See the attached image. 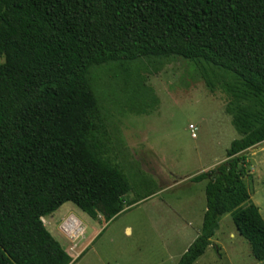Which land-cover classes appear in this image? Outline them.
Returning <instances> with one entry per match:
<instances>
[{
	"label": "trees",
	"instance_id": "16d2710c",
	"mask_svg": "<svg viewBox=\"0 0 264 264\" xmlns=\"http://www.w3.org/2000/svg\"><path fill=\"white\" fill-rule=\"evenodd\" d=\"M142 58L198 64L211 92L219 71L239 136L190 180L206 182V211L177 264L200 258L227 214L264 264V218L242 178V154L264 143V0H0V264H71L42 218L70 203L107 223L152 192L117 162L91 78Z\"/></svg>",
	"mask_w": 264,
	"mask_h": 264
},
{
	"label": "rangeland",
	"instance_id": "374dc122",
	"mask_svg": "<svg viewBox=\"0 0 264 264\" xmlns=\"http://www.w3.org/2000/svg\"><path fill=\"white\" fill-rule=\"evenodd\" d=\"M212 71L213 92L205 85L202 67L179 58H142L91 71L117 162L131 183L146 182L150 190L160 192L152 201L125 206L107 223L91 220L70 203L45 217V229L71 257V264H177L193 230L200 229L202 216L199 222L194 217L201 203L205 208V183L190 180L224 162L230 143L239 138L225 113L228 98L217 86L221 73ZM129 80L142 96L135 97L130 85L126 88ZM190 125L196 128L194 139ZM261 154L264 144L260 152L254 147L242 154L247 163L242 178L250 202L264 218ZM144 188L148 187L143 186L141 195ZM133 198V194L127 197ZM71 217L78 225L66 235L60 227ZM126 227L131 228L130 235ZM181 228L186 241V236L179 237L164 250L163 240ZM211 243L195 264H263L252 258L229 214L220 218Z\"/></svg>",
	"mask_w": 264,
	"mask_h": 264
},
{
	"label": "crops",
	"instance_id": "0c3cea01",
	"mask_svg": "<svg viewBox=\"0 0 264 264\" xmlns=\"http://www.w3.org/2000/svg\"><path fill=\"white\" fill-rule=\"evenodd\" d=\"M262 144H264V143H262ZM262 144H260V145H258V146H255V147H257L258 149H259V152H260V149H261V146H262ZM254 148V147H253ZM252 149V148H251ZM251 149H249V150H251ZM248 151V150H247ZM259 157H264V154H261ZM262 161H261V165L264 167V160H263V158L261 159ZM201 183H205V185H206V182H201ZM205 185H204V188H205ZM160 192V191H159ZM159 192L158 191H156V190H154V191H152L147 197H145L144 199H142V200H140V201H144V200H146V202H148V201H152V200H154V199H156V198H158V196H159ZM204 198H205V196H204ZM139 201V202H140ZM200 208H199V211H197V215L194 217V219H196V221L197 222H199V220H200V218H201V216H202V219H203V214H204V212L206 211V205H205V208L203 209V203H201V205L199 206ZM125 208V207H124ZM55 213V212H54ZM53 213V214H54ZM121 214V213H120ZM120 214H118V215H120ZM52 215V214H51ZM51 215H49V216H51ZM117 215V216H118ZM49 216H47V217H49ZM43 220H45V217L44 218H42V223L44 222ZM220 221V220H219ZM46 222V221H45ZM44 224V223H43ZM201 225H202V220H201ZM218 226H219V222H218ZM218 226H217V229H218ZM186 227L187 228H190V229H197V226H195V228L194 227H192V224L191 225H189V224H186ZM184 228V227H183ZM183 228H181V229H177L176 231H175V233H174V236H172V238H166L165 240H163V243H162V246H163V248H164V250H166V251H168L170 248H172L173 246H174V242H175V239H177V238H179V237H181L182 238V236H186V238L185 239H183L184 241H186V239H187V235L185 234L186 232H185V230L183 229ZM200 228H201V226H200ZM125 231L127 232V234L128 235H130L131 233H132V230H131V228L130 227H126L125 228ZM199 231H200V229L199 230H197V231H194L193 230V236H192V238H191V240H189V242H187V244H186V246H185V248H184V250H183V254H184V252L187 250V248L190 246V244L197 238V236H198V234H199ZM216 232V231H215ZM215 235V234H214ZM238 236L239 237H241L239 234H238ZM214 237V236H213ZM230 237H233V234H231L230 235ZM242 238V237H241ZM243 239V238H242ZM244 240V239H243ZM245 241V240H244ZM246 242V241H245ZM247 243V242H246ZM249 246V245H248ZM210 247V246H209ZM208 247V248H209ZM207 248V249H208ZM206 249V250H207ZM206 250H205V252H206ZM205 252H204V254H205ZM183 254H181V256L183 255ZM203 254V255H204ZM251 254V253H250ZM202 255V256H203ZM201 256V257H202ZM200 257V258H201ZM200 258H198L197 260H199ZM253 258V257H252ZM254 259V258H253ZM197 260L193 263V264H195L196 262H197ZM255 260V259H254ZM256 261V260H255ZM258 262V261H257Z\"/></svg>",
	"mask_w": 264,
	"mask_h": 264
},
{
	"label": "built area",
	"instance_id": "2783aa9c",
	"mask_svg": "<svg viewBox=\"0 0 264 264\" xmlns=\"http://www.w3.org/2000/svg\"><path fill=\"white\" fill-rule=\"evenodd\" d=\"M188 130L190 131V136H191V138H196V128L194 127V126H192V125H190L189 127H188ZM73 225H71L69 228H64V227H60V229L62 230V232L63 233H65L66 235H68V233H70V229L73 227V226H77L78 225V222H76V221H74L73 220Z\"/></svg>",
	"mask_w": 264,
	"mask_h": 264
},
{
	"label": "bare ground",
	"instance_id": "6f19581e",
	"mask_svg": "<svg viewBox=\"0 0 264 264\" xmlns=\"http://www.w3.org/2000/svg\"><path fill=\"white\" fill-rule=\"evenodd\" d=\"M68 220V225H64V228H69L72 224H70L71 222H73V220L75 221V219L73 218V217H71V218H69V219H67ZM44 223V222H43Z\"/></svg>",
	"mask_w": 264,
	"mask_h": 264
}]
</instances>
